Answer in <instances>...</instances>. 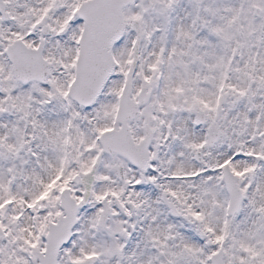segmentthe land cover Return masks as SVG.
I'll return each instance as SVG.
<instances>
[{
    "label": "snow or ice",
    "instance_id": "6c2138e0",
    "mask_svg": "<svg viewBox=\"0 0 264 264\" xmlns=\"http://www.w3.org/2000/svg\"><path fill=\"white\" fill-rule=\"evenodd\" d=\"M0 264H264V0H0Z\"/></svg>",
    "mask_w": 264,
    "mask_h": 264
}]
</instances>
